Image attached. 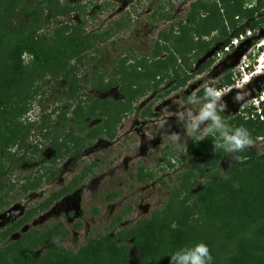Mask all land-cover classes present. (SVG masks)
<instances>
[{
  "label": "rangeland",
  "instance_id": "374dc122",
  "mask_svg": "<svg viewBox=\"0 0 264 264\" xmlns=\"http://www.w3.org/2000/svg\"><path fill=\"white\" fill-rule=\"evenodd\" d=\"M159 1L56 0L58 9L68 12L52 20L45 0H0V81L11 71V47L30 32H34L39 48L47 55L67 44L75 26L82 27L86 33L112 28L109 38L103 44H97L95 58L94 51L88 50L79 62L66 59L42 65L33 62L27 53L22 54L20 79L0 96L15 103L7 114L9 127H27L21 131L17 147L11 148L15 161L4 164L7 174L0 177V183L10 186L6 193L10 199L8 208L0 214L2 252L10 255L15 248L22 247L35 254L43 249V241L47 243L48 238L67 252L75 253L88 240L116 234L123 238L121 244L127 250L126 264H137L127 231L151 218L166 222L172 217L195 218L198 226L196 241L210 240L212 264H226L238 240L252 239L251 230L264 219V215L231 240L211 229L212 225L205 224L201 215L195 216L198 208L192 204L191 195L205 181L206 173L217 171L222 175L225 172L231 162L229 154L222 156L223 151L213 150L199 167L189 170L190 162L184 158L185 147L163 139V135L172 132L184 137L183 127L176 117H169L163 130L154 122L168 111H177L175 102L186 100L194 91L203 96L205 83L214 82L213 86L223 88L237 79H248L249 83L244 93L233 90L224 97L228 107L222 115H249L253 108L251 99L264 92V26L254 32L248 30L237 38L229 35L231 42L227 49H220L217 43L206 54L193 56L189 72L192 74L183 85L169 89L170 84L164 78L156 89L145 87L126 112L112 120L111 136L91 138L89 133L97 124L94 117L84 120L86 131L73 130V138L79 139L73 144L67 143L68 132L60 128L61 124L71 123V113L76 107L83 108L82 111L91 108V100H122L118 86L100 90L97 81L103 78L102 83H105L107 74L123 57L133 55L137 59L146 55L157 32L166 25L149 18ZM191 1L194 0H170L172 6L166 4L165 7L172 8L175 15L181 17ZM241 2L243 7L249 8L255 0ZM120 19L126 21L119 23ZM245 21L243 19L241 24ZM210 36L203 39L208 40ZM205 56L209 61L199 70ZM67 69H71L73 75V98L70 100L61 96L66 87L60 75ZM199 76L203 78L197 79ZM237 95L240 96L239 101L234 99ZM23 99L24 103H20ZM146 110L150 116L142 115ZM79 115L84 117L86 114L80 112ZM145 128L150 136L144 134ZM3 138L5 134L0 128V141ZM54 140L63 144V149L58 158L49 161L54 153ZM77 145L81 150L75 155ZM84 169H89L87 176L81 184L74 186L70 194L43 200ZM54 172L55 175L49 176ZM138 173H149L151 177L138 182ZM42 176L49 180L43 183ZM38 179L40 191H18L19 186H29ZM26 209L29 210L28 215L22 216ZM64 209L72 212L68 219L63 215ZM11 219L20 220L16 229L5 226ZM9 233H12L10 238Z\"/></svg>",
  "mask_w": 264,
  "mask_h": 264
},
{
  "label": "trees",
  "instance_id": "16d2710c",
  "mask_svg": "<svg viewBox=\"0 0 264 264\" xmlns=\"http://www.w3.org/2000/svg\"><path fill=\"white\" fill-rule=\"evenodd\" d=\"M44 3L52 20L68 12L65 9H58L56 0H45ZM166 4L172 6L170 0L163 2L161 0L149 15L150 19L154 18V21L166 25L157 32L154 44L146 55L137 59L133 55L123 57L107 74L108 80L105 83H102L103 78L97 81L99 82L97 88L100 90H106L113 85L118 86L122 100L114 102L94 99L91 100L93 105L91 108L82 111L83 108L76 107L73 110L75 114L84 112L85 117L91 118L94 115L97 119L94 139L111 136L112 120L114 118L117 120L125 113L127 107L140 96L145 87L156 89L164 78L170 84L169 89L183 85L192 74L189 72L190 59H193V56L206 54L210 47L217 43L220 44V49L230 47L229 35L236 38L248 30L254 32L264 26V0H255L249 8H243L241 0H194L188 3L181 17L176 16L172 8L167 9ZM30 14L33 16L34 12ZM255 14L260 16L254 17ZM243 19L246 21L242 25ZM123 21L120 19L119 23ZM111 34V27L104 31L94 30L86 33L82 27L75 26L65 46L45 55L35 40L34 32H30L9 51L12 66L10 74L0 81V96L20 79L23 71L22 54L27 53L33 62L42 65L66 59L79 62L88 50L94 51L95 58L97 44H103ZM208 36L210 39H203ZM101 54L102 52H99V55ZM207 61L209 60H205L198 69L203 68ZM60 77L66 87L61 91V96L65 100H70L73 98L72 70L62 71ZM24 99L20 103H24ZM14 104L0 98V128L7 134L0 142V175L6 173L3 162L15 161L14 157L7 153L6 148L20 141L22 129L27 130V127L17 129L9 127L7 114L13 109ZM262 112L264 114V111ZM142 115L150 116L148 110ZM223 116L231 126L246 127L253 138L261 135L264 130V121L258 123L251 119L244 120L239 114L233 117ZM53 142L54 155L50 161L58 158L62 150L60 143L56 140ZM212 142V137L200 142L191 139L187 141V148H184V158H188L190 162L187 169L199 167L202 160L213 152ZM224 153H221L222 156ZM240 154L248 157L245 163L238 164L229 156L231 162L226 166L225 172L222 175L217 171L206 173L205 181L191 195L192 204L198 208L195 216L201 215L205 224L210 223L211 229L220 232L228 240L233 239L264 215V154L258 155L252 147ZM88 171L89 169H84L82 175ZM150 177L149 173H138L136 180L142 182L144 178ZM39 182L40 179L29 186H19L18 191L36 190ZM236 185L238 187H235ZM9 189V185L0 186V192L5 190V196L0 197V206L7 203L9 198L6 193ZM197 228L195 218L172 217L168 222L164 219L151 218L131 227L127 231V237L131 239L130 245L137 264H169L171 254L181 248L191 247L200 242L210 248L209 239L196 241ZM251 234L252 239L237 241L235 251L229 256L226 264H264V219L251 230ZM122 241L123 238L116 234L97 237L88 240L75 253L67 252L55 242L46 246L37 255L29 253L28 248L17 247L10 255L0 251V264H126L127 250L122 246Z\"/></svg>",
  "mask_w": 264,
  "mask_h": 264
},
{
  "label": "clouds",
  "instance_id": "9594fccd",
  "mask_svg": "<svg viewBox=\"0 0 264 264\" xmlns=\"http://www.w3.org/2000/svg\"><path fill=\"white\" fill-rule=\"evenodd\" d=\"M202 78V76L197 77V79ZM213 83L209 82L203 85V96L194 91L186 100L176 101L175 104L178 106V110L175 112L168 111L160 120L154 123L163 130L168 118L175 116L177 122L183 127L184 137L182 138L179 133L172 132L163 135V139L173 145L187 148V139L200 142L207 137H212L215 152L222 150L229 154L236 163L243 164L248 157L240 153H244L252 147L255 140L246 127L231 126L222 113H225L228 107L224 102V97L232 93L233 90L244 93L249 80L237 79L232 85L223 88H217L213 86ZM234 99L239 101L240 96L237 95ZM144 134L150 136L147 128H145ZM235 187H238V185ZM212 261L210 248L205 243L200 242L172 253L169 264H212Z\"/></svg>",
  "mask_w": 264,
  "mask_h": 264
},
{
  "label": "flooded vegetation",
  "instance_id": "af4514ba",
  "mask_svg": "<svg viewBox=\"0 0 264 264\" xmlns=\"http://www.w3.org/2000/svg\"><path fill=\"white\" fill-rule=\"evenodd\" d=\"M243 7V6H242ZM244 8V7H243ZM71 115H72V117H71V119H70V122L71 123H68L67 125L66 124H61V127L60 128H62V129H66V132H68V134H67V137H66V140H67V143H71V144H73V142L74 141H78L79 142V139L78 138H73V130H75V131H82V129H84L85 131L88 129L87 128V126H85L84 125V120H89L90 118H88V117H79V114H75V113H71ZM76 115H78V116H76ZM94 117V116H93ZM147 117V116H146ZM71 124H72V126H71ZM22 130H24V129H22ZM58 130V129H57ZM91 133H92V135H91V138H94V129H91ZM5 134V133H4ZM90 134V133H89ZM6 136H7V134H5ZM88 135V134H87ZM21 136V135H20ZM4 139V138H3ZM2 139V140H3ZM1 140V141H2ZM0 141V142H1ZM61 145V148L63 149V144H60ZM17 147V143L15 144V145H12V146H8L7 148H6V151H7V153L9 154V155H12L13 157H14V152L13 153H11V148H13V147ZM80 150H81V146L80 145H77V149L74 151V154L75 155H78L79 154V152H80ZM53 155H54V153H53ZM52 155V156H53ZM0 156H1V152H0ZM14 159H15V157H14ZM51 159V158H50ZM50 159H49V161H50ZM5 163H9V162H3V165L5 164ZM5 169V168H4ZM7 174V169H6V173L4 174V175H0V177H3V176H5ZM87 174H88V172H86L84 175H82V171L81 172H79L76 176H74V177H72L71 179H69V181L64 185V186H62V185H60V187H58V189L57 190H55L54 192H52V193H50L49 195H47V197H45L43 200H47L49 197L51 198V200H52V198L53 199H59L60 197H62V196H66L67 194H70L71 193V191L73 190V188H74V186H76L77 184H81L82 183V181H83V179L87 176ZM53 175H55V172H54V174H50L49 176H53ZM41 179H42V182L43 183H45V182H47L49 179L47 178V177H45V176H42L41 177ZM61 180V179H60ZM60 183H62L61 181H59ZM2 185H9V184H7V183H5V182H1L0 183V186H2ZM5 190H6V188H5ZM5 190H2L1 192H0V197L1 196H5ZM37 191H40L41 190V188H37L36 189ZM31 191H34V190H31ZM10 200V199H9ZM22 206H24V205H22ZM5 208H8V203H6L5 205H3V206H0V214H2V210H5ZM28 213H29V210L28 209H26L23 213H22V216L23 215H25V214H27L28 215ZM64 217L66 218V219H68L69 217H71L72 216V212L69 210V209H64ZM20 221V220H19ZM18 221V219H15V220H13V219H11V220H9L8 221V223H6L7 225H5L7 228H9V229H16L18 226H19V222ZM12 233H9L8 235V237L10 238V235H11ZM6 235V234H5ZM4 235V236H5ZM6 237V236H5ZM6 239H8V238H6ZM9 240V239H8ZM18 239H13L12 241H17ZM46 240H47V243H46V241H43V244H44V246H43V249H41V250H39V251H37V253H33L32 251H30V249H28V251H29V253H31V254H33V255H37V254H39L41 251H43L45 248H46V246H48V245H50V243H51V241H50V239H48V238H46ZM52 244V243H51ZM58 244V243H57ZM61 246V245H60ZM62 247V246H61ZM63 248V247H62ZM65 250V249H64ZM1 251V250H0Z\"/></svg>",
  "mask_w": 264,
  "mask_h": 264
},
{
  "label": "built area",
  "instance_id": "2783aa9c",
  "mask_svg": "<svg viewBox=\"0 0 264 264\" xmlns=\"http://www.w3.org/2000/svg\"><path fill=\"white\" fill-rule=\"evenodd\" d=\"M263 105H264V92L261 91L259 96L253 97L251 99V106L253 107L251 110V113L249 115H246L245 113H241V115L243 116L242 118L244 120H247V119L255 120L258 123L264 121V114L262 112L264 111ZM240 109L242 110V108ZM253 139L255 140V144L252 146V148L255 149V152L258 155L264 154V130L262 131L261 135H258L254 137Z\"/></svg>",
  "mask_w": 264,
  "mask_h": 264
},
{
  "label": "water",
  "instance_id": "95a60500",
  "mask_svg": "<svg viewBox=\"0 0 264 264\" xmlns=\"http://www.w3.org/2000/svg\"><path fill=\"white\" fill-rule=\"evenodd\" d=\"M204 59H205V60H207V59H208V57H207V56H205V57H204ZM201 62H202V61H201ZM200 64H201V63H200Z\"/></svg>",
  "mask_w": 264,
  "mask_h": 264
}]
</instances>
